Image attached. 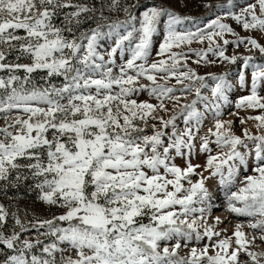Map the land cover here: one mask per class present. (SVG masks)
Here are the masks:
<instances>
[{"label":"snow or ice","instance_id":"obj_1","mask_svg":"<svg viewBox=\"0 0 264 264\" xmlns=\"http://www.w3.org/2000/svg\"><path fill=\"white\" fill-rule=\"evenodd\" d=\"M200 3L206 20L170 0H0V196L9 201L0 202V264H264L240 223L235 247L208 223L221 217L212 216L220 204L205 184L217 179L224 210L255 218L248 226L264 241V62L226 55L229 44L243 45L264 60V44L225 22L264 34V0ZM206 39L207 48H188L194 63L242 61L235 84L228 72L201 74L184 51H171ZM236 87L247 94L230 99ZM144 91L157 103L132 98ZM230 105L261 110L247 117L255 134L243 127L237 135L221 118ZM206 119L212 126L201 134ZM197 149L208 153L203 166L192 163ZM22 189L64 211L30 213L18 206Z\"/></svg>","mask_w":264,"mask_h":264},{"label":"rangeland","instance_id":"obj_2","mask_svg":"<svg viewBox=\"0 0 264 264\" xmlns=\"http://www.w3.org/2000/svg\"><path fill=\"white\" fill-rule=\"evenodd\" d=\"M142 2H146V0H142ZM222 2H226V0H222ZM249 2H253V0H249ZM171 6L173 7V9L177 12H179L182 15H190V16H194V17H201L204 16L205 20L208 19L209 17L206 16V12L205 9L201 6L200 0H170ZM226 23L230 24L237 33H239L240 36H253L255 37L261 44H264V34L260 33L259 31L256 30H252V31H246L243 30L241 28V26H239L238 24H236L235 21L231 20V19H227L225 20ZM226 38L231 40L234 39V37H232L231 35L226 34ZM216 39L218 42L219 38L216 37L214 38ZM209 44V41L206 39L203 42H200L198 40H194L192 41L191 44H183L180 45L179 47L173 46V48L171 49V51H175V52H181L184 51L185 54L189 57V59L186 61L191 67H198V71L203 74L205 72H215V73H220V72H225L226 70H229L231 68V71L229 72V77L228 79L231 80L234 84L236 83V78L238 75V70L240 67V64L242 63V61H238L236 64H229L227 62H217V63H213V64H206L203 61H201L200 65L197 66L194 61L196 59H198L193 53L188 52V48H193V49H203V48H207ZM249 48L251 49V46L249 45ZM238 52L241 53L243 55H254L256 57V62H264V60L261 59L260 57V53L257 49H251V51H247L245 50V48L243 47V45L234 48L233 45L229 44L227 46V51H226V55H231L233 54V52ZM167 56V54H165ZM207 58L209 60H213V59H218L212 56L211 53H207ZM154 59H159V57H155L153 56ZM185 63V60L183 59H179L178 60V64L179 65H183ZM180 70H184L182 67L180 68ZM246 79L250 81V76H251V69H246ZM141 83H150L149 81H147L146 79H141L140 80ZM157 82L161 83V84H167L169 86L171 85H175V78H169L168 81H164L160 79V75L157 74ZM209 83H212L211 81H209ZM115 87V86H114ZM177 87H179L177 85ZM204 93L211 97V92L209 89H204L203 90ZM247 94V90H240L238 87L232 89L229 93L230 99H234L235 96L237 95H246ZM260 95L264 96V88H262L260 90ZM176 95H180V93H176ZM132 98L137 99V101H141V100H148L150 103L156 104L157 100L155 99V97H149L147 92H141L138 96H133ZM192 96L191 94L188 96V100H191ZM181 102H184V98L181 97ZM172 101H168L165 100V105L166 107H168L169 109H171L172 107ZM197 108H201L202 110V106L198 103L197 104ZM225 114L221 117L222 119H231L233 120V125H232V130L237 134V135H242L241 129L243 127H247L249 128V130L255 134L257 132V129L255 127L256 121L254 120H249L247 119L248 116H256L259 115L261 110L260 109H255V110H237L234 108V105H230V106H226L224 109ZM228 112H239V115H228ZM157 115H161L164 116L165 119L168 118V116L171 115V111H169L168 113H164L162 111L157 112ZM240 117H245V124L241 125L239 123V119ZM11 119V118H10ZM10 122V120H9ZM151 122V121H150ZM158 123V122H157ZM177 125L179 127H183V121H182V117H178L177 121H176ZM5 125V119H4V114L0 113V127H3ZM212 126V121L210 119H206L204 121V127L201 129V134L206 133L207 128ZM14 130V129H13ZM150 131V130H149ZM262 133H264V129L260 130ZM197 143H199V141H197ZM210 146L213 149V154L218 150L215 146L214 143L210 144ZM223 151H226V149H223ZM241 151H243V149H241ZM208 155V153H200L199 150L197 149L195 155L192 158V163L194 164H199L201 166L204 165L205 160H206V156ZM175 162L177 163V165L184 167L185 163L184 160L180 157H177ZM251 169V161H249V171ZM162 171V170H161ZM197 171H199V169H197ZM225 171H226V167H225ZM208 173L205 172L204 175H207ZM244 171L243 168L241 167V172L240 175H244ZM197 177H193V179L195 180ZM206 186L209 188V191L213 194V196L217 197V199L214 201V203H219L220 207L216 208L213 210L212 212V216H220L221 217V222L216 224L215 221L212 220L211 217H209L208 219V223L209 224H214L215 225V229L217 231L221 230V229H225L226 231H221L220 232V238H224V237H231L232 239V246L235 247L234 241H235V236L232 235V233L235 231V225L237 223H240L242 225L241 230L245 233V237L247 239H252L253 236L256 237L255 239V243L254 244H249L248 247L251 250H255V251H264V241H261L260 239V230L259 229H252L248 226V220L249 219H255V218H250V217H245V216H238L234 213L228 212L224 210V196L223 194L219 191V185L217 183V179L215 178H210L208 181H205ZM187 186V185H186ZM241 185L237 184L235 187H233L231 190L232 191H236L238 190V188ZM22 196L23 198L20 199L18 201V206L21 208L27 207L31 212H35L39 217L41 218H47L50 215L53 214H58L60 212H63L64 209L55 207V206H48L42 202L36 201L35 200V192L32 193H27L26 191H24L23 189L21 190ZM11 194V193H10ZM0 202L8 204L9 201H7L3 196H0ZM237 206H239V203H237ZM21 219H32L31 214H29L27 217L23 216V214L21 215ZM41 231H43V229H41ZM202 231V230H201ZM217 239L216 237H213V240ZM207 241V237H205L201 242L200 245H197L198 247L201 246L203 243H206ZM219 250V249H217ZM231 250V249H230ZM188 249H183L180 252V255H185L187 253ZM209 251L211 252L212 249H209ZM239 259L240 260H246L248 259V257L246 256L245 253L240 252L238 254Z\"/></svg>","mask_w":264,"mask_h":264},{"label":"trees","instance_id":"obj_3","mask_svg":"<svg viewBox=\"0 0 264 264\" xmlns=\"http://www.w3.org/2000/svg\"><path fill=\"white\" fill-rule=\"evenodd\" d=\"M230 71H231V68L229 70H226L225 72H228L229 73Z\"/></svg>","mask_w":264,"mask_h":264}]
</instances>
